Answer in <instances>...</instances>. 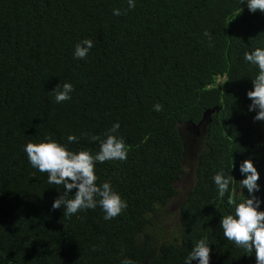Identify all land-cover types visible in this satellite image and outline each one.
I'll use <instances>...</instances> for the list:
<instances>
[{
    "label": "trees",
    "instance_id": "obj_1",
    "mask_svg": "<svg viewBox=\"0 0 264 264\" xmlns=\"http://www.w3.org/2000/svg\"><path fill=\"white\" fill-rule=\"evenodd\" d=\"M117 8L128 0H0V264H185L201 239L210 264H257L254 251L224 237L221 219L234 214L233 191L237 202L255 195L264 211V120L254 121L247 96L259 69L244 59L264 48V12L247 0H135L115 16ZM85 38L94 46L77 59ZM65 82L71 99L56 103L52 90ZM213 107L178 209L180 238L164 241L155 219L183 172L178 124ZM117 122L127 159L96 162V183L110 182L127 208L110 220L99 205L54 210L64 187L30 164L26 144L50 137L95 155L100 141L89 137L105 139ZM247 159L260 174L254 194L240 183ZM221 171L233 176L223 198L213 180Z\"/></svg>",
    "mask_w": 264,
    "mask_h": 264
},
{
    "label": "clouds",
    "instance_id": "obj_2",
    "mask_svg": "<svg viewBox=\"0 0 264 264\" xmlns=\"http://www.w3.org/2000/svg\"><path fill=\"white\" fill-rule=\"evenodd\" d=\"M247 3L251 12L257 10L264 12V0H247ZM134 8L135 0H128V9ZM128 9L123 12L119 8L114 9L113 15H126ZM204 35L211 41L212 36L208 30L204 31ZM93 46V40L85 38L75 45L74 57L86 58ZM244 59L258 66L259 69V74L253 79L254 89L248 91L247 96L252 101L249 111L258 109L254 121H261L264 120V48L258 47L252 52H245ZM73 91L74 87L69 82L58 84L52 90L55 102L61 103L71 99L70 94ZM153 108L157 112L163 110V106L159 103L153 105ZM119 128L120 124L115 123L105 133V139H101L98 135L89 137L91 141H100L99 151L95 155L88 150L78 152L69 150L66 145L50 137L39 143L30 141L26 144L24 151L30 164L40 172L47 173L50 185H63L64 187V194L57 197L52 204L54 210L63 206L64 216H71L81 209H95L99 205L105 213L103 218L110 220L119 216L127 208V202L112 189L110 182L105 181L102 185L96 183V162L127 159L125 142L115 135ZM67 140L71 143L76 141L77 137L69 135ZM240 171L246 174L245 178L240 181L242 189L247 188L249 193L253 194L257 192L260 174L252 160H245L240 165ZM213 180L219 197L223 198L229 192L233 176H225L221 171L213 176ZM73 189H76L73 197L66 198ZM234 196V191L228 196V204L234 206V214L224 215L221 219L223 235L227 240L245 249L247 254L254 251L257 264H264V211L259 210L260 201L252 195L237 202ZM210 252L209 244L205 239H201L195 243L194 248L186 257L185 264H191L193 260H198L199 264H210ZM121 264H134V262L125 258Z\"/></svg>",
    "mask_w": 264,
    "mask_h": 264
},
{
    "label": "rangeland",
    "instance_id": "obj_3",
    "mask_svg": "<svg viewBox=\"0 0 264 264\" xmlns=\"http://www.w3.org/2000/svg\"><path fill=\"white\" fill-rule=\"evenodd\" d=\"M222 80L223 77H219L217 82H221ZM178 130L184 146L183 172L174 184L177 192L168 202L167 214L155 219V228L158 225L162 227V233L160 235H162V240L164 241H178L180 238V224L177 213L180 204L194 183L197 158L204 150L206 123L200 127L198 136L194 134L193 129H187L186 123L178 124Z\"/></svg>",
    "mask_w": 264,
    "mask_h": 264
},
{
    "label": "water",
    "instance_id": "obj_4",
    "mask_svg": "<svg viewBox=\"0 0 264 264\" xmlns=\"http://www.w3.org/2000/svg\"><path fill=\"white\" fill-rule=\"evenodd\" d=\"M216 109H217L216 107H213V108H210V109H206V110L204 111V113H203L201 119H200L199 122H197V123H193V122H191V121L185 122V123H186V127H187V129H193V130H194V134H195L196 136H198V135H199L200 127H201L203 124L207 123L210 114H211L212 112H214Z\"/></svg>",
    "mask_w": 264,
    "mask_h": 264
}]
</instances>
